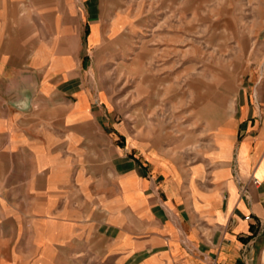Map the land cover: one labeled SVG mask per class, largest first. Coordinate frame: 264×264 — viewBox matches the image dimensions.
Instances as JSON below:
<instances>
[{"label": "crops", "instance_id": "1", "mask_svg": "<svg viewBox=\"0 0 264 264\" xmlns=\"http://www.w3.org/2000/svg\"><path fill=\"white\" fill-rule=\"evenodd\" d=\"M93 3L0 0V264H259L264 31L231 114L178 167L104 125L81 74Z\"/></svg>", "mask_w": 264, "mask_h": 264}, {"label": "rangeland", "instance_id": "2", "mask_svg": "<svg viewBox=\"0 0 264 264\" xmlns=\"http://www.w3.org/2000/svg\"><path fill=\"white\" fill-rule=\"evenodd\" d=\"M98 2L96 33L83 13L81 74L104 125L167 165L197 160L263 51L264 0Z\"/></svg>", "mask_w": 264, "mask_h": 264}, {"label": "built area", "instance_id": "3", "mask_svg": "<svg viewBox=\"0 0 264 264\" xmlns=\"http://www.w3.org/2000/svg\"><path fill=\"white\" fill-rule=\"evenodd\" d=\"M252 183H253V184H262V185L264 186V180H262V181H258V180H256V178H253V179H252Z\"/></svg>", "mask_w": 264, "mask_h": 264}]
</instances>
